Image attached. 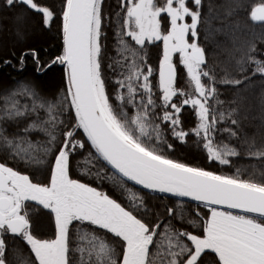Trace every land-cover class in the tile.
I'll use <instances>...</instances> for the list:
<instances>
[{
    "label": "snow or ice",
    "instance_id": "snow-or-ice-1",
    "mask_svg": "<svg viewBox=\"0 0 264 264\" xmlns=\"http://www.w3.org/2000/svg\"><path fill=\"white\" fill-rule=\"evenodd\" d=\"M0 10L14 11L18 38L34 16L61 44L49 59L19 58L40 76L59 69L58 84L0 83V264H264V0ZM190 136L228 171L173 157Z\"/></svg>",
    "mask_w": 264,
    "mask_h": 264
},
{
    "label": "trees",
    "instance_id": "trees-1",
    "mask_svg": "<svg viewBox=\"0 0 264 264\" xmlns=\"http://www.w3.org/2000/svg\"><path fill=\"white\" fill-rule=\"evenodd\" d=\"M163 2V0H159ZM216 3H220L221 0H214ZM115 5L116 0H106L107 4ZM15 13L13 10H0V83L8 84L13 79L21 78H37L39 77L41 83L45 87H52L59 83L60 70L57 69L55 72H50L47 76H40L35 71V64L31 55L25 57L23 68H21L19 58L25 52L30 49H36L39 52L40 59L46 60L51 56L58 54L61 44L56 36V29L53 27L52 32H40L39 26L34 16H29L23 26L24 36L18 38L15 34V25L13 17ZM166 25V21H165ZM218 40H223L224 37H217ZM201 42H203V31L201 34ZM109 46L111 42L109 41ZM209 52L212 51V45H207ZM162 50V43L157 42L156 45L148 46L149 62L154 66L158 67V57ZM223 58V57H222ZM178 61V58H175ZM10 60L11 64L5 65L3 61ZM178 74L183 75V70L178 69ZM178 86L185 87L186 84L182 79L178 80ZM181 120L185 130L194 126V113L191 109L185 108L181 113ZM251 131V129H249ZM171 140V136L169 135ZM194 137L188 138L186 145H181L176 142V150L171 155L175 158H179L189 163H196L201 166L213 169V170H224L228 171L227 168L221 169V166L215 163L210 164L205 158L202 152L196 149L193 143ZM254 162V161H253ZM237 165L247 164L248 160L241 158L236 162ZM234 170V169H233ZM105 190L111 193V188L105 185ZM36 228L38 231L47 230V217L40 213L35 217Z\"/></svg>",
    "mask_w": 264,
    "mask_h": 264
},
{
    "label": "rangeland",
    "instance_id": "rangeland-1",
    "mask_svg": "<svg viewBox=\"0 0 264 264\" xmlns=\"http://www.w3.org/2000/svg\"><path fill=\"white\" fill-rule=\"evenodd\" d=\"M162 43V42H161ZM175 58H178V56H176Z\"/></svg>",
    "mask_w": 264,
    "mask_h": 264
}]
</instances>
